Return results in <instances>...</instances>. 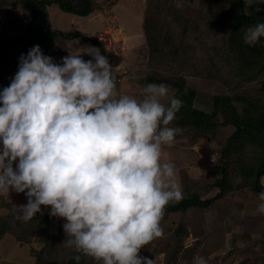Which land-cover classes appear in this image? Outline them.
Returning <instances> with one entry per match:
<instances>
[{
    "label": "clouds",
    "instance_id": "1",
    "mask_svg": "<svg viewBox=\"0 0 264 264\" xmlns=\"http://www.w3.org/2000/svg\"><path fill=\"white\" fill-rule=\"evenodd\" d=\"M261 38L264 22L243 35L249 45ZM74 43L59 63L33 45L0 89V195L24 193L25 222L48 208L65 221L62 243L99 264H153L138 252L162 235L164 207L182 198L175 164L161 162L182 101L162 83L145 85L140 99L118 96L107 57ZM258 200L264 215V191ZM192 264L208 262L196 255Z\"/></svg>",
    "mask_w": 264,
    "mask_h": 264
},
{
    "label": "trees",
    "instance_id": "2",
    "mask_svg": "<svg viewBox=\"0 0 264 264\" xmlns=\"http://www.w3.org/2000/svg\"><path fill=\"white\" fill-rule=\"evenodd\" d=\"M153 2L160 12V24L155 26L146 23L144 27L149 44L155 48L153 56H162V61L172 64L183 58L187 75L164 77L159 69H154L152 74L146 76V83H162L171 88L174 91L173 96L179 98L182 105L170 125L187 129L198 140L216 143L219 154L214 185L202 189L201 184H188L182 198L169 202L164 207L162 216L166 218L172 213L185 214L197 210L204 212L227 196L248 188L257 193L264 191L260 179L258 181V177L264 175V88L245 87L246 83L264 76V38L252 45L243 41L246 29L264 22V11L253 16L247 14L243 0H201L205 12L203 16L207 14L211 21L207 24L208 28L203 24V17L196 21L186 17L169 0ZM18 4H22L27 10L24 19H17L20 34L9 35L7 22L0 19V88L6 84L5 77L11 74L13 59L8 56L11 48H17L18 57L22 53L26 54L33 45H39L42 52L48 55L56 39H81L90 43L107 57L112 67L109 53L97 38L75 29L58 32L51 23L50 8L54 4L72 16L88 18L101 12L104 9L103 3H98L97 0H18L14 6ZM109 4L112 3L106 5ZM228 54L234 58V68L227 65ZM113 73L114 76L117 75L116 72ZM190 78L218 83L220 92L213 96L212 112L196 107V94L188 87ZM225 130L230 131L223 136L219 135ZM237 179L239 182H236ZM214 188L218 189L217 195L203 200L202 196ZM202 190H205L203 195ZM41 210V213H37L27 222L18 219L20 209H11L1 216L0 242L10 234L21 244L29 245L37 233H41L43 246L40 249H31L30 252L33 264H99L93 258L65 246L62 243L65 239L62 228L65 221L50 217L43 205ZM189 237L187 224L180 222L169 236L174 247L164 255L166 258L163 262L192 264L200 242L188 246ZM77 255L80 256L79 260L76 259Z\"/></svg>",
    "mask_w": 264,
    "mask_h": 264
},
{
    "label": "rangeland",
    "instance_id": "3",
    "mask_svg": "<svg viewBox=\"0 0 264 264\" xmlns=\"http://www.w3.org/2000/svg\"><path fill=\"white\" fill-rule=\"evenodd\" d=\"M17 1L0 0V19L7 22L9 28L8 33L11 36L14 33L20 34V24L17 23V19H24L27 13L25 6L22 4L14 6ZM153 1L108 0L105 3V0H97L98 3H103L104 9L88 18L77 19L78 23L76 22V25L74 24L78 28V31L86 32L88 36L97 38L109 53L113 71L117 73L115 76V91L118 96L127 94L140 99L142 88L148 84L146 83V76L150 73L152 74L154 69H159L164 77L187 75L186 65L184 64L185 60L183 58L179 62L172 64L162 61V56L158 58L153 56L155 54V48H152V44H149L148 37L144 32L146 23L158 26L161 21L160 12L155 8ZM169 1L180 8L186 17H190L195 21L203 17V24L207 27V24L211 23L207 18V14L206 16L204 15L205 17L203 16L205 12L204 8H202L201 0ZM108 3L112 4L107 6L106 4ZM50 14L53 23L52 27L54 28L57 25L59 28L58 32H67L71 29L70 19L73 16L61 11L57 4H54L50 8ZM57 18L59 22L55 23ZM71 20L73 22V19ZM219 20L221 21V19ZM212 21L215 22V19L212 18ZM175 27L178 28V25ZM72 41L76 42L72 45L73 48L93 46L81 39H56L55 45L48 56L52 57L54 62L59 63L62 57L68 55L65 44L70 45ZM16 52L17 48H11L9 51L8 56L10 59H13L12 62L10 61L11 74L5 77L6 84L0 89L8 86L11 78L17 71L18 58L20 56L17 57ZM81 56L84 60L91 59L90 56L83 53ZM226 59L227 65L234 68L235 62L233 56L228 54L226 55ZM153 60H155V63H152ZM246 85L245 87L258 86V88H264V76L251 81L249 84L246 83ZM188 87L196 94V107L205 108L208 112H212L213 96L218 94L219 91L218 83L213 80L190 78ZM173 92L169 88V94L173 95ZM218 121L220 122L221 118ZM169 126L174 127V125ZM176 129L178 131L174 142L162 147L161 162L172 161L175 164V179L181 187L182 193L191 181H196V185H203L202 189L213 186L215 183L214 172L219 164L217 144L203 139L198 140L187 129ZM229 131L225 130L224 132L226 133L222 131V134L219 135L223 136L229 133ZM245 190L227 196L209 210L204 212L197 210L198 218L200 217L197 221L202 223V226H209L204 227L208 231L205 230L202 238L198 241L200 242V246H203V249L199 250L197 255L203 256L204 258L213 255L220 256V254L225 258L229 255L234 257L232 252L237 245H241L244 247H242L244 251H242V254L241 252L237 253L241 260L239 264H264V215L257 212V205L259 203L258 196L256 197L257 199L254 197L249 199L248 196L245 198L244 194L248 193V190ZM204 191H201L202 195L205 194ZM213 192L217 194L218 189L214 188V190L202 197L207 198L213 196ZM230 198L234 200L230 201ZM23 204H25L24 193H16L10 190L8 196L0 195V217L6 215L11 209H19L18 207ZM228 204L232 213L224 212L221 209L222 206ZM45 209L48 210L46 207ZM188 212L190 213V211ZM188 212L185 214L177 213L176 215H173V213L166 218L162 216L160 222L163 229L162 235L157 237V239H153L149 244L142 246L138 255L146 257L147 259H152L153 257L154 259L155 257L160 258L159 256L161 255H163L161 256L163 259L166 258L164 255H167L174 247V243L169 241V236L173 234L180 222L184 221L186 223V220L189 218L187 216ZM226 218H229L231 226L223 223ZM175 220L176 225H174ZM232 222H235L237 226ZM172 230L173 232L171 233ZM232 230H234V233H231ZM41 237L42 234L37 233L31 244L24 245L17 241L14 236L10 234L6 235L0 242V264H33L34 261L30 256V252L31 249H40L43 246ZM224 237L225 240L223 239ZM223 241H228L227 244L230 245L225 247L227 245L225 244L223 248H219L218 246ZM196 243V241H188V246H193ZM215 245L217 248H215ZM220 249L222 250L220 251ZM228 249H231L230 253ZM261 253L262 256H260ZM163 259L160 258L161 262H163ZM206 260L208 263H214L213 259ZM216 260L218 263L219 260ZM162 264H167V261ZM231 264L235 263L233 262Z\"/></svg>",
    "mask_w": 264,
    "mask_h": 264
},
{
    "label": "crops",
    "instance_id": "4",
    "mask_svg": "<svg viewBox=\"0 0 264 264\" xmlns=\"http://www.w3.org/2000/svg\"><path fill=\"white\" fill-rule=\"evenodd\" d=\"M243 3H244V8H245V12L247 13V14H251L252 16L253 15H255V14H257L259 11H264V0H243ZM71 19H73V22H72V20ZM70 19V24H71V29L70 30H68V31H71V30H78V28L75 26L76 25V22L78 21L77 19H84V18H79V17H76V16H73L72 18ZM57 20V21H56ZM55 20V23H58L59 22V20H58V18ZM51 23H52V21H51ZM78 23V22H77ZM75 24V25H74ZM60 27V26H59ZM54 30H56V29H59L58 28V26L56 25V26H54V28H53ZM65 32V31H64ZM80 32H83V31H80ZM83 33H86V32H83ZM87 34V33H86ZM199 166V165H198ZM193 170V169H192ZM197 170V169H196ZM190 183H196V181H194V182H190ZM189 183V184H190ZM260 184H261V186H263L264 187V175L262 176V177H260ZM248 190V193H246V194H244V197L245 198H247V196H248V198L249 199H252L253 197L254 198H256L258 195H257V193H256V191H254L253 189H251V188H248L247 189ZM243 191V190H242ZM246 191V190H245ZM244 191V192H245ZM215 192V191H214ZM213 192V193H214ZM240 192V191H239ZM251 192V193H250ZM184 193V192H183ZM217 194H213V196H209V197H203V200H207V199H210V198H212V197H214V196H216ZM208 196V195H207ZM252 197V198H251ZM257 199V198H256ZM234 199L233 198H230V201H233ZM218 203H219V201H218ZM216 204V203H215ZM215 204L212 206V207H214L215 206ZM229 206V204L228 205H226V206H222V210H224V212H231L232 213V210L230 209V207H228ZM211 207V208H212ZM210 208V209H211ZM198 211H196V212H194V211H190V213L188 212V214H187V216L189 217L187 220H186V224H187V226H188V228H189V232H190V239H189V241H196V242H198L201 238H202V234H204L205 233V230L206 231H208V229L207 228H204V227H209V226H206V225H204V226H202V223H200V222H198L197 220H199L200 219V217L198 218ZM173 214V213H172ZM177 213H174L173 215H176ZM172 217V216H171ZM193 217V218H192ZM202 219V218H201ZM173 220V219H172ZM224 224L226 223V224H229L228 226H231V224H230V220H229V218H226L225 220H224V222H223ZM233 223V222H232ZM234 225H236V223L234 222L233 223ZM174 225H176V220H175V223H174ZM224 226V225H223ZM237 226V225H236ZM195 227H196V229H195ZM175 229V228H174ZM173 229V230H174ZM236 229V228H235ZM173 230L171 231V233L173 232ZM222 231H224V230H222ZM234 230H232L231 231V233H234L233 232ZM221 234V233H220ZM154 239H157V238H154ZM224 240H225V237L223 238ZM228 243V241H223L222 242V244L221 245H219L218 247L219 248H223V246L225 245V244H227ZM230 244H227L225 247H227V246H229ZM221 246V247H220ZM243 246H239V245H237L236 246V248H235V250L232 252V254H234V257H232V256H227V258H225V257H223L222 256V254H220V256H209V257H206V259H209V260H214V263L213 264H231V263H235V264H239V262L241 261L240 260V258H239V255L237 254L238 252H241V254H242V251H244L243 250V248H242ZM215 248H217L216 247V245H215ZM201 249H203V246H200L199 248H198V251L199 250H201ZM232 249V248H231ZM231 249L229 250L228 249V252L230 253L231 252ZM239 249H241V250H239ZM213 250H214V248H213ZM222 249H220V251H221ZM220 251H219V253H220ZM199 253V252H198ZM197 253V254H198ZM216 253V252H215ZM214 254V253H213ZM227 255H228V253H227ZM248 255V254H247ZM161 256H163V255H161ZM161 256H159L161 259H163V257H161ZM260 256H262V253H261V255ZM264 256V255H263ZM160 258H156L155 257V259H154V257L151 259V260H153V264H162L163 262H161V260H160ZM216 259H218L219 261H218V263H217V260ZM246 261V260H245ZM244 261V262H245ZM243 262V263H244ZM208 264H212V263H208Z\"/></svg>",
    "mask_w": 264,
    "mask_h": 264
},
{
    "label": "water",
    "instance_id": "5",
    "mask_svg": "<svg viewBox=\"0 0 264 264\" xmlns=\"http://www.w3.org/2000/svg\"><path fill=\"white\" fill-rule=\"evenodd\" d=\"M260 177H258V181H259Z\"/></svg>",
    "mask_w": 264,
    "mask_h": 264
}]
</instances>
